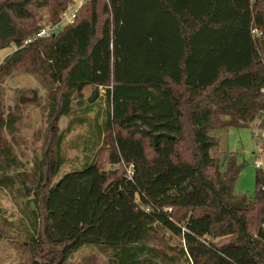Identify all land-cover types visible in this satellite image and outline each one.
<instances>
[{"label": "trees", "instance_id": "16d2710c", "mask_svg": "<svg viewBox=\"0 0 264 264\" xmlns=\"http://www.w3.org/2000/svg\"><path fill=\"white\" fill-rule=\"evenodd\" d=\"M72 1L0 0V51L16 48L0 83L27 67L52 96L49 154L33 156L34 178L13 149L20 117L0 103V203L27 199L23 183L34 197L0 235L20 234L30 264H68L94 249L111 250L108 264H264V175L253 198L237 195L241 166L230 155L220 171L213 134L254 121L264 130V0H86L73 24L27 43ZM44 8L50 22L40 26ZM86 87L105 89L103 122L81 117L61 128L74 95L82 114L94 105L82 107ZM73 121L86 129L85 160L53 187ZM105 147L107 169L97 161ZM158 234L168 242L152 243Z\"/></svg>", "mask_w": 264, "mask_h": 264}, {"label": "rangeland", "instance_id": "374dc122", "mask_svg": "<svg viewBox=\"0 0 264 264\" xmlns=\"http://www.w3.org/2000/svg\"><path fill=\"white\" fill-rule=\"evenodd\" d=\"M39 17L42 18L39 23L40 26H45L50 22L49 11L45 8L38 11V18ZM15 50L16 48L14 47L1 50L0 64ZM26 68L27 67L20 68L15 71L8 80L0 83V103L3 107L1 111L4 115L10 111L17 113L20 117L16 133L13 141H11L15 156L25 164L26 170L34 178L33 156H38L36 159L42 161L43 153L49 154V149L47 148V143L50 138L48 132L50 127V121L48 120V104L52 96L45 84L38 82L34 77L24 72ZM55 89L54 87L52 90ZM33 90L38 92V100L34 103L21 104L20 98L22 96L32 97ZM57 95H60V92L57 93ZM92 96H96L94 105L87 111L88 114H82V109L78 104L79 101H76L75 98L77 94L74 95L70 118L67 119V117H62L58 121L61 128H67L70 121L81 117L88 120L98 117L96 118L97 122L100 124L103 122L98 113H101V111L105 109V89L100 88L99 93H94L93 87H86L79 95V98L87 102ZM258 124V121H254L248 128H231L215 131L213 133L219 138L218 152L216 151V153H219L220 171L224 172L227 169V164L231 155L236 161V164L241 166L240 174L234 183V191L237 195L248 198H253L255 196L257 176L260 173L264 175V130L260 129ZM85 132V126H79L73 121L71 124V131L67 133L62 146L65 163L60 174L48 180L49 185L56 183L65 173L79 168L82 162H84L85 153L83 152L82 137ZM4 138H6L5 134ZM100 148L101 145L99 144V146L94 148L95 152L99 151ZM214 151L215 150H213V153ZM108 152L109 148L105 147L99 152L97 157L100 166L106 169L110 168ZM89 155H91V151H89L88 156ZM215 156H217V154H215ZM257 162L260 163V168L255 167V163ZM210 174H214L213 169L210 170ZM25 185L29 187L28 184ZM44 193L45 190L38 193V196H36L37 200H39ZM29 195L30 198L28 197L27 199H21L18 194L14 196L8 195L2 199L0 207L4 212L0 215V223L5 220H13L12 216L18 215V206L34 198L33 190ZM32 203H34V201ZM0 230L3 229L0 227ZM6 236L7 235L4 233L0 235V264H30L34 255L30 249L22 246L21 242L17 240L21 235L17 234L18 237L15 236L17 237L16 239H9ZM163 240L168 242L167 237L166 239H162L160 234H158L157 236H152L151 242L155 245H161ZM169 241L171 243L178 242L176 239H171ZM38 253L41 254L39 249L35 255ZM36 256H38L37 260L42 261L41 256ZM111 258V250L106 249L105 251H101L99 249H94L92 252L83 250L75 254L68 264H108Z\"/></svg>", "mask_w": 264, "mask_h": 264}, {"label": "built area", "instance_id": "2783aa9c", "mask_svg": "<svg viewBox=\"0 0 264 264\" xmlns=\"http://www.w3.org/2000/svg\"><path fill=\"white\" fill-rule=\"evenodd\" d=\"M85 2L86 0H73L71 5L67 9V11L61 15V19L57 24L47 25L43 27L33 38H30L27 43H31L38 39L51 38L53 34L59 29H61L62 27L69 25V24H73L76 20L78 12L82 8V6L85 4ZM251 33L255 39L262 35L261 32H259L257 29H254V28L251 29ZM263 118H264V115H263ZM125 167L127 170L128 178L132 179V176H133L132 166H125ZM255 167L260 168V163L259 162L255 163ZM170 210L171 209H169V211Z\"/></svg>", "mask_w": 264, "mask_h": 264}, {"label": "water", "instance_id": "95a60500", "mask_svg": "<svg viewBox=\"0 0 264 264\" xmlns=\"http://www.w3.org/2000/svg\"><path fill=\"white\" fill-rule=\"evenodd\" d=\"M32 94H33L32 97L22 96L20 98V103L21 104H25V103H34V102H36L38 100V92L36 90H33ZM94 100H95V97L92 99V101H94ZM63 118H65V117H63ZM158 137H159V135H155L154 136L155 143H157ZM57 184L58 183H54L53 187H56ZM23 187H24L25 193L27 195H29L32 192V189L27 187L24 183H23ZM32 208L35 209L34 203H32ZM9 235L14 236V237L17 236V234L14 233V232L9 233ZM20 240H21V242H24V238L23 237H20Z\"/></svg>", "mask_w": 264, "mask_h": 264}, {"label": "flooded vegetation", "instance_id": "af4514ba", "mask_svg": "<svg viewBox=\"0 0 264 264\" xmlns=\"http://www.w3.org/2000/svg\"><path fill=\"white\" fill-rule=\"evenodd\" d=\"M94 97H95V99H96V96H92V97H90V98L87 100V102L83 99V100L86 102V103H84L83 106H82L83 109L87 108L89 104H94L95 100L92 101V99H93ZM89 101H91V103H89ZM91 113H92V112H91ZM99 114H100V113H99Z\"/></svg>", "mask_w": 264, "mask_h": 264}]
</instances>
